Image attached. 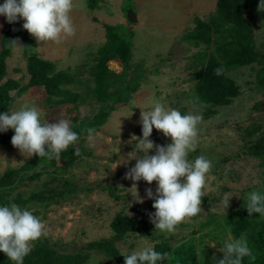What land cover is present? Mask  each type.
Listing matches in <instances>:
<instances>
[{
    "label": "rangeland",
    "instance_id": "obj_1",
    "mask_svg": "<svg viewBox=\"0 0 264 264\" xmlns=\"http://www.w3.org/2000/svg\"><path fill=\"white\" fill-rule=\"evenodd\" d=\"M5 0H0L3 4ZM71 19L75 35L59 43L38 44L34 37L23 30L22 19H17V30L26 32L32 41L31 54L55 64L56 71L72 76L73 82L64 88L76 92V104H48L42 87H30L14 102L9 112L22 106H35L41 113V122L54 123L65 119L70 124L91 119L102 103L89 94L95 85L93 67L100 49L110 40L104 25L117 28L111 35L129 39V68L119 59L107 63L112 73L107 92L114 97L108 101L114 109L107 122L90 140L89 136L78 140L73 148L81 147L85 154L67 166L60 159L56 169L40 164L28 178L6 199L19 196L21 208L32 211L45 225L46 240L59 253L88 254L87 264H113L112 259L95 250H86L92 241L110 240L113 218L120 214L128 217L148 218L150 230L147 234L126 235L115 246L120 254H131L165 242L172 249L191 243L196 247L197 258L215 259L223 256L220 248L233 239L231 225L225 228L224 220L230 215L240 216L239 211L247 202L248 195L264 188V162L251 155L249 148L254 140L264 134V91L255 84L256 65L239 67L226 71V76L239 87V95L227 106L216 108V113L203 118L202 104H199L190 80L199 69L196 55L204 46L194 47L185 37L194 27V19L207 20L215 11L216 0H73ZM128 13L135 21H128ZM247 22L252 28L255 48L264 52V18L248 15ZM5 18L0 16V38ZM19 46H13L6 58V80L26 85L28 74L26 64L29 54L24 53L25 41L18 36ZM132 89H135L133 91ZM16 91H11L13 95ZM178 109L181 114L194 113L202 117L199 125L197 148L189 153V160L200 155L212 161L207 185L201 204L202 212L189 222L181 223L172 234L159 233L150 222L149 214L154 213L156 184L143 180L137 182L138 196L143 203H137L133 182L124 179L125 174L135 166L142 153L136 152L137 142L133 136L142 137L140 113L152 110L155 102ZM251 128L257 131L248 137ZM14 131L0 132V177L8 169H18L25 159L18 149L11 145ZM149 139L154 145L166 146L171 138L164 137L153 129ZM155 154V148L148 153ZM71 186V189L66 191ZM64 185V187H63ZM65 190V196L52 195L53 202L30 200L32 194H44L50 189ZM151 189L153 198L146 197ZM225 194L231 198L229 206L222 203ZM47 195V194H46ZM245 203V204H244ZM213 221V222H211ZM214 235L216 240L205 237ZM204 251V254L202 253Z\"/></svg>",
    "mask_w": 264,
    "mask_h": 264
},
{
    "label": "trees",
    "instance_id": "obj_2",
    "mask_svg": "<svg viewBox=\"0 0 264 264\" xmlns=\"http://www.w3.org/2000/svg\"><path fill=\"white\" fill-rule=\"evenodd\" d=\"M260 2L261 0H216L214 13L205 21L195 18L194 29L185 37L194 47H199L201 44L204 46L202 52L196 55L200 68L196 69L190 78L194 81L192 91L195 99L203 107V118L211 117L216 113L217 107L229 105L239 95V87L226 76V71L256 65L257 69L253 68L255 84L257 88L264 91V52L256 50L253 30L247 22L248 15H260L264 18V8L258 7ZM104 29L107 39L110 34V40L98 53L96 64L93 67L95 85L89 93L93 94L94 98L102 103V106L91 119L77 123V119L73 118L70 125L72 130L77 133L78 140L89 136L87 129L91 128L96 132L103 126L114 109V104L120 101L115 100L112 104L108 103L114 96L107 92V84L112 75L107 68V63L119 58L125 68H129L130 65L128 44L132 37L131 32L127 40L122 36L111 35L113 30L118 31L117 28L104 25ZM18 36H21L25 41L24 53L29 54L26 64L28 81L24 86H20L17 81L13 80L1 83L6 76V58L10 56L13 49L11 42L17 40ZM32 44V41L27 38L26 32L17 30L15 23L9 24L5 18L0 38V114L9 112L19 95L30 87H42L47 94L45 102L50 105L76 104L78 101L79 95L76 92L64 88L73 82L72 76L64 71H56L54 63L31 54ZM221 67L223 74L217 76L214 70ZM132 90L135 91V89ZM11 91L16 92L10 95ZM255 131H257L256 128H251L248 137H251L252 132ZM78 148L79 156L74 154L76 148L70 146L66 151L61 152L60 160L67 166H72L85 154L84 149ZM249 151L252 156L264 162V134L254 140ZM40 164H47L56 169L65 168V166L57 167L55 159L48 160L45 157L34 155L18 169H8L0 177V206L21 203V199L17 195L10 200L6 197L28 178V173L33 172ZM65 185L69 187L66 191L71 189V186L66 182ZM66 191L52 188L48 192L43 191L44 194H32L29 199L48 205L53 202L52 195H58L61 198L65 196ZM260 194L264 195V188ZM245 205L237 211H243L240 216L230 215L227 220H224L225 228L231 225L230 231L233 239L244 236L255 257L254 259L245 257L241 264H264V216L253 213L250 217ZM110 228L113 231L112 239L92 241L85 249L95 250L112 259L113 264H124L125 259L116 248V241H120L126 235H144L150 230L148 218L128 217L120 214L113 218ZM204 236L216 240L214 235L209 232ZM153 249L161 254L168 253V259L158 262V264H217L223 258V256H218L206 261L202 255L198 259L196 247L189 242L182 244L178 249H172L167 243L162 242L155 244ZM202 253L204 254L203 250ZM88 259V254L59 253L48 241L38 240L34 243L32 251L24 258L23 264H87ZM0 264H13V262L0 252Z\"/></svg>",
    "mask_w": 264,
    "mask_h": 264
},
{
    "label": "clouds",
    "instance_id": "obj_3",
    "mask_svg": "<svg viewBox=\"0 0 264 264\" xmlns=\"http://www.w3.org/2000/svg\"><path fill=\"white\" fill-rule=\"evenodd\" d=\"M73 0H5L0 5V15L9 24L24 21L22 27L36 42H56L75 35V27L71 19ZM259 8H264L261 0ZM16 48L19 41H12ZM217 76L223 74V68L214 70ZM202 117L198 114H181L178 109L166 107L160 102L153 104L152 110L140 113L142 137H132L137 142V151L132 159L135 166L125 174L124 179L133 182L137 203L144 201L139 198L136 184L143 180L151 185L156 184L155 200L149 214L150 222L159 233L172 234L181 223L189 222L201 212L204 189L208 174L212 170V161L204 155L189 160V153L197 148L199 125ZM9 129L14 131L11 145L20 154L29 159L34 155L48 160H59L60 154L74 145L79 137L65 119L54 123L41 122V113L35 106L24 105L19 110L0 114V132ZM153 129L161 132L164 137L171 138L166 146L154 145L149 139ZM89 139L93 138L94 129H87ZM155 148V154L148 153ZM75 155H80L79 148ZM146 197L153 198L151 189H146ZM230 197L225 194L222 203L226 209ZM248 215L253 213L264 216V195L251 192L245 205ZM47 235L46 225L27 208L12 203L0 206V252L13 264H23L24 258L32 251L36 241ZM223 258L217 264H241L243 258L253 253L244 236L230 239L220 248ZM124 264H158L168 259V253L161 254L148 247L131 254H122Z\"/></svg>",
    "mask_w": 264,
    "mask_h": 264
},
{
    "label": "water",
    "instance_id": "obj_4",
    "mask_svg": "<svg viewBox=\"0 0 264 264\" xmlns=\"http://www.w3.org/2000/svg\"><path fill=\"white\" fill-rule=\"evenodd\" d=\"M128 21L131 23L135 21V18H134V16L131 15V13H128ZM56 166L57 167L60 166L59 160H56Z\"/></svg>",
    "mask_w": 264,
    "mask_h": 264
}]
</instances>
